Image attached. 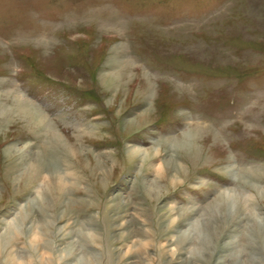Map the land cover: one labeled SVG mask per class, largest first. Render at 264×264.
Segmentation results:
<instances>
[{
  "label": "rangeland",
  "instance_id": "obj_1",
  "mask_svg": "<svg viewBox=\"0 0 264 264\" xmlns=\"http://www.w3.org/2000/svg\"><path fill=\"white\" fill-rule=\"evenodd\" d=\"M0 264H264V0H0Z\"/></svg>",
  "mask_w": 264,
  "mask_h": 264
},
{
  "label": "bare ground",
  "instance_id": "obj_2",
  "mask_svg": "<svg viewBox=\"0 0 264 264\" xmlns=\"http://www.w3.org/2000/svg\"><path fill=\"white\" fill-rule=\"evenodd\" d=\"M8 229V228H7Z\"/></svg>",
  "mask_w": 264,
  "mask_h": 264
}]
</instances>
